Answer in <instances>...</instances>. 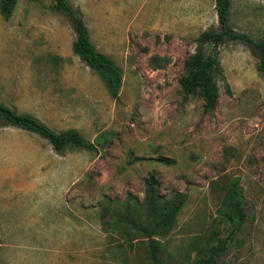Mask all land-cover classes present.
<instances>
[{
	"label": "rangeland",
	"instance_id": "1",
	"mask_svg": "<svg viewBox=\"0 0 264 264\" xmlns=\"http://www.w3.org/2000/svg\"><path fill=\"white\" fill-rule=\"evenodd\" d=\"M65 1L122 80L115 97L108 74L74 53L72 21L53 0H18L9 18L0 9V103L94 146L60 157L38 134L0 127V264H150V173L163 201L183 200L173 225L152 235L163 264H197L222 244L211 264H264L258 59L242 42L216 46L209 111L180 84L196 37L218 25L214 0ZM229 24L264 40V0H231ZM235 177L248 215L231 235L219 209Z\"/></svg>",
	"mask_w": 264,
	"mask_h": 264
},
{
	"label": "trees",
	"instance_id": "2",
	"mask_svg": "<svg viewBox=\"0 0 264 264\" xmlns=\"http://www.w3.org/2000/svg\"><path fill=\"white\" fill-rule=\"evenodd\" d=\"M17 1L0 0V9L6 18L13 14ZM53 3L57 10L66 12L72 21L76 35L72 42L74 53L81 56L90 67H98L108 74L110 87L113 89L114 96L117 97V89L122 80L121 67L93 45L80 9H73L65 0H53ZM214 4L218 25L217 27L203 30L196 37V51L186 59V74L180 80L186 95L195 92L200 94L203 100V108L207 111L214 108L219 96L215 81V76L222 74L216 52V46L219 44L226 41L246 44L257 57V70L264 76V40L255 39L247 33L237 32L230 27L231 0H214ZM3 126H13L38 134L48 141L53 151L58 155H63L72 146L89 150L94 148L93 144L86 142L76 129L55 131L36 116L30 113H18L0 103V127ZM182 203V199L163 201L157 189L155 173L149 174L146 179L144 206L149 223L153 228L152 235H154L155 230L158 231V229L173 225ZM219 212L230 224L231 235L237 234L248 215L243 189L238 177L230 180L227 192L221 201ZM131 224L136 227L137 221L134 220ZM119 225L121 223H118ZM120 230L128 233L129 225L124 224L123 227H120ZM152 235L148 239L150 264H163L159 258L160 243L152 238ZM227 248L225 244L212 248L211 254L207 259L199 260V262L201 261L200 264L213 263L214 259L223 254Z\"/></svg>",
	"mask_w": 264,
	"mask_h": 264
},
{
	"label": "crops",
	"instance_id": "3",
	"mask_svg": "<svg viewBox=\"0 0 264 264\" xmlns=\"http://www.w3.org/2000/svg\"><path fill=\"white\" fill-rule=\"evenodd\" d=\"M60 157H62L61 155H59ZM71 188V187H70ZM67 189V188H66Z\"/></svg>",
	"mask_w": 264,
	"mask_h": 264
}]
</instances>
